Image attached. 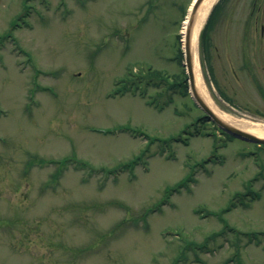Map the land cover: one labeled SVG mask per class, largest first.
I'll return each instance as SVG.
<instances>
[{
    "label": "rangeland",
    "instance_id": "obj_1",
    "mask_svg": "<svg viewBox=\"0 0 264 264\" xmlns=\"http://www.w3.org/2000/svg\"><path fill=\"white\" fill-rule=\"evenodd\" d=\"M191 1L0 0V264H264L256 143L197 121L172 84ZM220 30L206 53L200 36L205 87L249 118L210 85L208 44L240 39ZM130 73L146 96L115 94Z\"/></svg>",
    "mask_w": 264,
    "mask_h": 264
},
{
    "label": "flooded vegetation",
    "instance_id": "obj_2",
    "mask_svg": "<svg viewBox=\"0 0 264 264\" xmlns=\"http://www.w3.org/2000/svg\"><path fill=\"white\" fill-rule=\"evenodd\" d=\"M213 30L240 34L237 44H211V87L231 111L264 121V0H229ZM218 16H217V15ZM211 38V33H210Z\"/></svg>",
    "mask_w": 264,
    "mask_h": 264
},
{
    "label": "bare ground",
    "instance_id": "obj_3",
    "mask_svg": "<svg viewBox=\"0 0 264 264\" xmlns=\"http://www.w3.org/2000/svg\"><path fill=\"white\" fill-rule=\"evenodd\" d=\"M217 0H203L201 4H199V9H198V16L196 20V24L194 27L193 31V36H192V50L194 52V69H195V77H196V83L198 86L199 92L202 94V96L212 105L216 111L224 118L226 121L234 124L235 126H239L241 128L246 129L249 132H252L258 136L264 137V124H259V123H253L245 119L238 118L237 116H234L231 113L224 112L221 110L215 102L211 101L210 95L208 88L205 87V81L203 78V69H202V64H201V57H200V33L203 28V25L208 17V14L213 6V4ZM188 19L186 18L183 21V26H181V32H182V42L183 45H185V33H186V27H187Z\"/></svg>",
    "mask_w": 264,
    "mask_h": 264
},
{
    "label": "water",
    "instance_id": "obj_4",
    "mask_svg": "<svg viewBox=\"0 0 264 264\" xmlns=\"http://www.w3.org/2000/svg\"><path fill=\"white\" fill-rule=\"evenodd\" d=\"M203 0H195V2L192 5V9L190 11V15L188 18V23L186 27V33H185V64L187 66V71L189 75L191 90L193 94V98L198 102V104L203 108L211 117L224 129L230 133L237 135L238 137L245 138L251 141L256 142H264V137L257 136L256 134H253L247 130H244L242 128H239L235 126L234 124H231L227 121H225L212 107L206 102L202 94L198 90V86L196 83V77H195V69H194V52L192 50V36L194 27L196 24L197 16H198V9L199 4H201Z\"/></svg>",
    "mask_w": 264,
    "mask_h": 264
},
{
    "label": "trees",
    "instance_id": "obj_5",
    "mask_svg": "<svg viewBox=\"0 0 264 264\" xmlns=\"http://www.w3.org/2000/svg\"><path fill=\"white\" fill-rule=\"evenodd\" d=\"M211 24V21H209L208 22V24L206 25V27H205V29H204V31H203V33H202V37H203V44H206V43H208V41H205L206 39H209V30H210V25ZM208 37V38H207ZM181 34H180V36H179V40H180V42H181ZM185 86V85H184Z\"/></svg>",
    "mask_w": 264,
    "mask_h": 264
}]
</instances>
